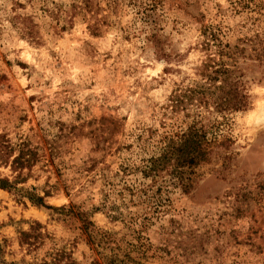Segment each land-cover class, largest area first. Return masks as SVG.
<instances>
[{
    "label": "rangeland",
    "instance_id": "374dc122",
    "mask_svg": "<svg viewBox=\"0 0 264 264\" xmlns=\"http://www.w3.org/2000/svg\"><path fill=\"white\" fill-rule=\"evenodd\" d=\"M92 1L97 11L95 16L97 20L100 18L96 33L91 28L93 20L89 23L80 15L73 17L72 25L61 29L63 21L56 20L57 14L63 17L64 10L69 9L73 0L68 3L65 0H0V49L23 40L29 49L47 51L56 61L57 70L71 64L72 74L78 80L85 78L89 70L95 71V66L102 62L98 59L101 49L104 50L103 62L111 60L113 64L128 65L113 69V72L119 71L121 81L148 68L155 71L163 62L165 66L152 76L148 86L156 90L154 102L167 98L165 104L159 105L161 126H166L168 120L174 124L178 122L169 135L185 129L195 119L197 108L193 104L173 107L171 93L198 78V68L207 55L202 47L203 25H212L224 44L245 47L246 56L255 50L261 53L257 59L239 56L243 80L250 95L249 107L258 109L248 121H255L257 132L253 133L252 149L245 157H240L235 145L239 118L244 114L238 111L222 118L203 110L211 153L198 171L202 178L205 174L212 178L208 188L216 198L201 206L203 219L208 221L211 217V227L205 225L203 233L198 229H180L173 235L178 224L185 222L180 216V211H186L183 203L173 205L170 197L169 207L163 203L156 205L154 196L163 191L159 171L154 188L139 187V182L133 179L142 171V166L133 161L135 149L141 146L132 140V136L135 134L141 139L142 134L129 130L130 124L125 128V123L134 118L125 115L122 105H131L140 114L143 109L139 103L124 100L121 104H109V97L100 92L96 96L97 100L103 101L99 108L90 104L84 106L83 112L91 115L90 120H84L83 112L77 111L76 117L83 120L78 126L73 122L76 117L65 107L71 101L68 94L71 89L61 84L57 90L47 92L45 89L50 87L51 79L44 81V88L39 92L36 91L38 82L26 87L23 84L25 76L31 80L33 73L38 72L32 63L33 60L40 63L43 59L38 51L35 54L28 51L25 59L19 58L15 48L0 52V133H5L16 149L24 142L36 151V161L30 169L34 175L52 168L59 169L61 175L65 172L71 175L75 171L82 179L84 190L79 203L92 213L90 221L98 252L110 253V248L118 245L119 250L129 256L128 260L124 257V264H240L247 256V253L240 255L242 250H251L250 244L258 243L241 242L246 234L259 230L264 235V105L254 103L256 98L264 97V0H136L135 5L129 0ZM147 4L154 6L147 11L150 17L144 19L140 10L143 11ZM27 16L33 22V38L23 31L21 17ZM87 17L91 18L89 14ZM153 28L159 37L156 45L151 37ZM13 52L17 54L12 56ZM141 58L145 63H141ZM50 64L51 61H45L41 68L47 69ZM112 81L115 88H123L115 76ZM137 83L133 81V84ZM169 86L171 92L167 91ZM115 88L110 89L112 95L116 94ZM130 94L135 95L134 92ZM88 99L90 97L86 96L85 100ZM85 130L86 134H78ZM154 131L158 130L149 128L150 134ZM220 138L232 141L228 149L220 146ZM164 139L162 137V142ZM53 151L58 155H53ZM225 156H231V159L225 160ZM60 198L55 197L57 203ZM173 209L180 218L169 220L175 225L172 230L161 232L162 226L154 227L163 219L162 210L167 214ZM0 213H3L0 215V240H8L3 254L6 261L31 260L32 255L25 254L19 247L17 236L23 223L36 220L52 236L38 250L39 257L55 243L54 246L65 247L70 252L74 264H103L82 233L79 218L53 212L49 214L52 217L49 222L44 209L39 206L29 208L24 203L18 186L0 189ZM200 219L199 213L193 217L194 222ZM104 232L113 233L115 242L113 238L112 242H104L100 236ZM255 256L260 257L259 264H264L262 253ZM245 264H257V261L253 258L245 260Z\"/></svg>",
    "mask_w": 264,
    "mask_h": 264
},
{
    "label": "clouds",
    "instance_id": "9594fccd",
    "mask_svg": "<svg viewBox=\"0 0 264 264\" xmlns=\"http://www.w3.org/2000/svg\"><path fill=\"white\" fill-rule=\"evenodd\" d=\"M66 3L70 0H65ZM251 35V33H249ZM10 48H15L19 52V58L25 59L26 53L28 51H33L35 54L37 51L39 57H43L40 63L33 60L32 63L35 65L38 72H34L31 80L27 76L23 79V84L25 87L29 83L34 81L38 82L39 87L36 91L39 92L40 88H44V81L51 79V85L46 88L45 91L51 92L57 90L58 86L63 84L64 87L71 89L68 94L71 95V101L65 105L69 113L76 117L77 111L83 112L84 106L90 104L93 108H99L100 104L103 102L97 100L96 96L100 95V92L105 93L109 97V104H121V101H133L138 102L139 106L143 109L142 113L137 114L135 109L131 105H122V110H125V115L132 117L125 123V128H128L129 124L131 128L129 130H134L136 133H141L142 138L137 139L134 134L132 140H135L138 145L133 154V161L136 164L142 166V171L137 173L134 177L137 182H139V187L143 188H154L156 181L153 179L155 174L159 171L161 179L159 183L163 185V191L154 196V201L157 206L161 203L165 207H169L168 200L172 198V204L175 205L177 202L183 203V207L186 211H180V216L185 218V222L178 224L176 230L173 231V235L176 231L183 229L188 230H199L200 233L205 231L204 226L211 224L209 220L203 219L204 212L202 210L203 205L206 204L208 200L215 199L208 188V184L211 179L205 174L204 178L201 177V173L198 171L200 164L205 159V153L201 151L200 140L194 139L199 134L196 131H188L187 135L177 143L169 133L175 130L178 125L173 123V121L168 120L166 126L162 127L159 117L161 116V109L159 105L166 103L167 98L163 97L159 99L158 102H154L156 90L148 86V81H151L152 76L157 75L158 72L165 66L163 62L156 66L155 71L152 68H148L141 73H137L132 76L125 77L123 81L120 80L119 71L113 72V69L127 67V64H113L111 60L106 63L103 62L102 54L103 49L100 50L101 54L98 55V59L102 62L96 65V70L85 73V78L76 79L72 74V65L65 64L57 70L55 67L56 61L53 57L48 54L43 48L29 49V46L23 40H19L11 45H6L5 48L0 49V52H6ZM22 50V51H21ZM181 51H184L182 48ZM214 51V50H213ZM17 53L13 52L12 56ZM139 56V53H136ZM9 58H12L11 56ZM135 60V57L131 58ZM191 59V57L189 58ZM45 61H51V64L47 69L41 68V64ZM141 63H145L143 58H141ZM146 63H155L154 61H147ZM55 73V78H52V74ZM115 76L116 81L123 84V88H115L113 84L112 77ZM107 77V79H106ZM175 79L179 80V77ZM65 81H70L71 83H64ZM95 81V83H93ZM133 81H138L137 84H133ZM188 81L185 80V83ZM155 83V81H153ZM218 84L222 85V81H217ZM90 85V87H89ZM115 88V95H112L110 89ZM264 90V88H262ZM168 92H171L170 86L167 88ZM134 92L135 95L130 93ZM73 93H79L74 95ZM31 95L32 92L28 91ZM88 96L90 99L85 100ZM72 101H75L73 103ZM248 96H244L242 103L244 106L242 108H236L237 111L242 112L244 115L239 118V124L237 127L238 135L235 137V145L237 146L236 151L240 154V157H245L252 149V139L253 133L257 132V128L254 126L255 121L248 123L252 117L255 116L258 109L256 107H249ZM255 104L264 105V97H259L254 100ZM107 107V105H106ZM155 112V114H153ZM84 120H90L91 115L89 113L83 112ZM78 126L83 123L79 117L73 121ZM149 128L154 130V133L150 134ZM2 130V129H0ZM59 130V129H58ZM79 135L86 134V130L79 132ZM162 137H167V142H162ZM221 147L228 149L232 141L230 139L220 138ZM8 147H11L10 145ZM53 147H55L53 145ZM53 155H58L57 152L53 151ZM15 156H20L21 152L19 147L16 149ZM126 155V154H124ZM141 157H147L146 160H142ZM225 160L231 159V156H225ZM27 161V157H25ZM219 167V166H218ZM82 171V170H81ZM212 173V172H211ZM213 174V173H212ZM213 176V175H212ZM0 182H8L10 184H16L20 190L21 195L24 197V203L27 204L29 208L34 206H39L45 210V215L48 217L49 222H51L50 213H59L63 216H72L74 218H79L84 226L90 224L91 212L82 208L79 201L82 199L81 192L84 190V183L82 179L72 171L71 175L65 172L61 175L59 169L47 168L40 172L38 175H34L29 171L28 167L23 168L22 171L10 170V168L0 166ZM95 192L96 189H91ZM60 196L59 203L55 197ZM119 203V201H116ZM11 209H9L10 211ZM199 213L201 219L197 222L193 221V217ZM3 215V213H0ZM160 215L163 219L157 221L154 227H161V232L163 229L172 230L175 225L169 223V220L173 217L179 220V216L176 215V210L173 209L168 211L167 214L162 210ZM59 218V217H57ZM19 219V217H17ZM46 227V225H45ZM34 229L42 230L39 225L28 223H23V230L26 232H33ZM243 243L248 242H258L250 244V249H243L240 255L247 253V256L241 260L240 264H245V260L251 261L253 258L256 259L257 264H259L260 257H256V253H262L264 255V235L259 233V230H253L246 234ZM153 243H155L153 241Z\"/></svg>",
    "mask_w": 264,
    "mask_h": 264
},
{
    "label": "trees",
    "instance_id": "16d2710c",
    "mask_svg": "<svg viewBox=\"0 0 264 264\" xmlns=\"http://www.w3.org/2000/svg\"><path fill=\"white\" fill-rule=\"evenodd\" d=\"M135 5L136 0H129ZM152 1V0H150ZM156 2V0H153ZM146 4V3H145ZM92 0H73L69 9L64 10V16L57 14V21H63L61 29L65 30L68 26L72 25L73 17L80 15L83 20H87L91 23L92 31L97 32L100 18H96L97 11L94 8ZM97 5V4H96ZM154 4H147L143 7V11L140 10L142 18L148 19L150 16L147 11L151 10ZM99 6H97L98 8ZM87 14L91 18L87 17ZM59 15V16H58ZM96 19V20H95ZM103 23L106 20L102 21ZM21 23L24 25L23 31L30 36L34 37L32 28V20L29 16L21 17ZM212 25H203L201 28V34L203 35L202 47L207 52L206 58L201 62L198 68V78L193 79L192 83L184 88L179 87L171 93L172 106L175 108L186 107L187 105H194L197 110L195 112V119L186 126L185 129L175 132L170 136L179 143L181 139L187 135L188 131H196L199 135L194 139L200 140V148L205 153L206 161L211 153L210 143L211 140L207 138L206 124L203 122L204 109L207 113H215L226 118L228 114L238 112L236 108H242L243 97L248 96V105H250V95L248 93L247 85L243 80V72L239 63L240 57L259 58L261 53L255 50L253 54L249 56L244 55L245 47L234 45L230 46L227 43H223L217 36L216 31ZM152 41L154 44L159 43V37L156 28H153L151 33ZM214 50V51H213ZM222 81L220 85L217 81ZM199 117V118H197ZM167 142V137L164 139V143ZM11 147H8V146ZM21 152L20 156H15L16 145L9 139L5 133H0V166L8 167L10 170L22 171L23 168L28 167L29 171L36 161V151L27 146L24 142L19 145ZM27 157V161L25 160ZM203 161V162H204ZM158 172L153 179L157 181ZM16 184H10L8 182H0V189L10 190L16 188ZM34 225H39L42 230L34 229L29 233L22 230L18 231L17 242L20 248L25 250V254L32 255L30 261H25L23 258L19 261L10 260L6 261L3 258L4 250L8 240L2 238L0 240V264H74L71 258L70 252L65 250V247L49 246L44 253L39 257L38 250L45 246L46 240L51 239L52 236L43 230V224L39 221L30 222ZM92 222L89 225L84 226L82 223L81 231L87 237L89 244L93 245V250H96L101 262L103 264H124V259H129V256L119 250L118 245L110 248V253L98 252L96 248V238L94 235V228ZM104 242H112V238L115 242L113 233L104 232L100 233ZM121 252V253H120ZM123 256V257H120Z\"/></svg>",
    "mask_w": 264,
    "mask_h": 264
}]
</instances>
